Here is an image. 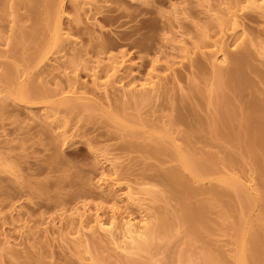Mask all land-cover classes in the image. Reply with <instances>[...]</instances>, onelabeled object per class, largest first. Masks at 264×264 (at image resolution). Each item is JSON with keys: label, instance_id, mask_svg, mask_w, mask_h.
I'll return each mask as SVG.
<instances>
[{"label": "rangeland", "instance_id": "rangeland-1", "mask_svg": "<svg viewBox=\"0 0 264 264\" xmlns=\"http://www.w3.org/2000/svg\"><path fill=\"white\" fill-rule=\"evenodd\" d=\"M47 1L0 0V244L8 240L20 253L0 250V264H96L92 255L102 258L101 264H148L143 252L132 255L141 263L127 261L125 253L118 254L100 234L86 233L91 237L87 246L80 247L77 240L82 210L107 208L127 186L147 187L160 195L158 201L145 197L151 222L164 226L155 263L202 264L203 257L211 256L203 264H237V220L241 229L248 222L245 228L264 234V54L259 50L264 44L263 8L250 5V0H65L63 22L71 33L53 46L47 43L55 15L47 13ZM228 10H239L237 35H242L220 60L223 66L218 63L220 73L212 54L221 37L233 39L231 30L219 27ZM23 33L29 38L23 39ZM42 53L46 57L39 62ZM116 57L125 58L128 65L113 79L117 84L111 82L110 105L88 110L92 101L84 100L86 108L83 102L81 109L71 111L66 106L50 108L60 98L47 95L55 86L66 87V78L77 72L79 84L91 91L93 66L101 59L103 74L108 60ZM8 67L20 71V82L17 72L16 82L5 78ZM237 67L242 73L230 75ZM148 70L160 77L152 100L142 104L123 97L118 80H139L150 74ZM28 80L45 96L25 104L7 95L8 89ZM99 93L96 98L103 97ZM55 112L56 118L47 121L45 114ZM179 117L183 120L176 122ZM166 127L169 136L162 137ZM147 132L154 139H146ZM174 144L210 165V172L198 178L183 168L173 155ZM111 158L121 188L115 192L108 190L109 181H99L101 173L109 171ZM172 170H179L180 177L171 182ZM223 176L245 184L251 180V198L256 199L251 210H242L243 197L221 180ZM184 206L206 209L202 219L191 223L194 227L179 218ZM249 243L247 263L264 264V243L263 254H254ZM179 250L186 259H179Z\"/></svg>", "mask_w": 264, "mask_h": 264}, {"label": "bare ground", "instance_id": "bare-ground-1", "mask_svg": "<svg viewBox=\"0 0 264 264\" xmlns=\"http://www.w3.org/2000/svg\"><path fill=\"white\" fill-rule=\"evenodd\" d=\"M67 1V0H66ZM65 0H48L47 1V13L50 15V17L54 16L55 15V18H54V24H53V34H52V38H50V43L48 42L47 44H51V45H55V44H58V42L60 40H63L65 35L66 37L68 36L69 37V30L65 29L64 27V20H63V17H64V13L65 10H64V4L66 2ZM79 1V0H78ZM86 1V0H85ZM90 1V0H89ZM21 2V1H19ZM84 2V1H83ZM88 2V0H87ZM80 4V3H79ZM87 4V3H85ZM90 4V2H89ZM88 4V5H89ZM56 8H55V6ZM250 5L254 6V7H258V8H263L264 10V0H250ZM248 4V6H250ZM74 6V4H73ZM238 6V5H237ZM77 7V6H76ZM239 7H241L239 5ZM55 8V10H54ZM234 8V7H233ZM244 8H247V6H242L240 9H244ZM253 8V7H251ZM239 11V10H238ZM236 10V12H227V17H223V18H227L226 20L222 18V22L220 19V24H219V27H224V30L226 29H229L231 30L230 32L232 33L231 35L233 36V39L232 40H228L226 42V39L228 38H222V40H218L220 42H217L214 43L216 46H218L217 43H219L220 45L218 46V49L215 50L212 54V58H213V63L214 64L213 66L218 67L217 68V71H220L221 73V69H219V66L222 65L220 64L219 62H222L220 60H223L225 59V56H226V53L228 52V48L229 47H233V45H235V43L240 39L241 35H237L239 33H237L240 29V23H239V20H238V12ZM261 11V10H260ZM263 14V12H261ZM240 16V15H239ZM218 19V18H217ZM79 20V19H78ZM52 21V20H51ZM52 24V23H51ZM242 24V22H241ZM50 26V25H49ZM226 28V29H225ZM239 28V29H238ZM222 30V28H221ZM224 30H222L223 32H225ZM229 30H226V31H229ZM71 31V30H70ZM221 31V32H222ZM242 32V31H241ZM240 32V33H241ZM244 32V31H243ZM25 33V32H24ZM23 33V34H24ZM229 33V32H228ZM44 34V33H43ZM227 34V33H226ZM244 34V33H243ZM23 36V39L24 37L28 36L29 38V35L26 33V35H22ZM45 36V35H44ZM224 36V35H223ZM229 36V35H228ZM72 37V36H70ZM22 38V37H21ZM25 38V39H26ZM75 40V39H74ZM20 41V40H19ZM22 41V40H21ZM48 41V40H47ZM182 41V40H181ZM18 42V41H17ZM178 43V42H177ZM263 43V42H262ZM260 43L261 45L259 46V48L261 47V49H259L263 54H264V44ZM44 44V43H43ZM183 44V43H182ZM50 45V47H51ZM47 46V45H46ZM181 46V45H180ZM196 46V45H195ZM181 48V47H180ZM185 48V49H183ZM182 49L185 51L186 50V47H182ZM188 49V48H187ZM182 50V52H183ZM49 51V50H48ZM46 52V51H45ZM44 52V54H45ZM186 52V51H185ZM189 52V51H188ZM187 52V54H188ZM191 52V51H190ZM189 52V53H190ZM260 52V53H261ZM229 53V52H228ZM259 53V54H260ZM25 53H23L24 55ZM211 54V53H210ZM185 55V54H184ZM191 55V53H190ZM189 55V56H190ZM61 56H64V55H61ZM261 56V54H260ZM43 57H46V55L44 56L43 53L42 55L39 57V62L40 61H43L41 58ZM59 57V56H58ZM210 57V56H209ZM231 57V56H230ZM236 57V56H235ZM238 57V56H237ZM62 58V57H61ZM121 58V59H120ZM119 59L116 57V58H113V59H109L108 61L109 64L106 66V69H104L101 73L103 74H100V66H101V59H99V61H97V63L95 64V66H93V69H92V75H93V87L92 89L93 90H86L85 88H83L85 85V83L82 85V84H79L80 83V79H78V75L75 73L74 76L71 78L68 74L69 77L66 78V83L67 85H65L66 87H62V88H59L60 86H63L60 84V86H55L56 90L54 91H51L50 94H47L49 96L52 97H60L59 99L57 100H54L53 102H51L50 104V108H55L57 109L56 107H59V106H66L70 111L71 110H74L75 108H79V105H82L84 104L83 108H86L85 107V102H83L84 100H91L92 103L90 105H86L88 109L89 107L93 109V107L96 109L95 106H101V107H105V103H108V105H110V88L111 86L114 87V84H117V80H113L116 78V76L122 71V69L125 68V66H127L128 64L127 63V60L125 58H122L120 57ZM234 58V57H233ZM98 60V59H97ZM238 60V58H235V61ZM238 62V61H237ZM236 62V63H237ZM239 62L241 64H244L246 61L243 59H239ZM238 62V63H239ZM61 63V62H60ZM104 63V62H103ZM107 63V62H106ZM220 65H219V64ZM72 65V64H71ZM239 65V64H238ZM103 66V65H102ZM170 67V65H168ZM172 66V65H171ZM223 66V65H222ZM72 67H74V65H72ZM130 67V66H129ZM169 67L167 69H169ZM77 68V67H76ZM171 68V67H170ZM68 69V68H66ZM75 69V68H74ZM127 69V67L125 68ZM65 70V69H64ZM91 70V69H90ZM28 71V70H27ZM25 71V72H27ZM149 71V70H148ZM215 71V70H214ZM15 72H20L18 71V69L16 68H10L8 67L7 68V76L5 77L6 79H10V78H15V82H16V77L19 76L18 78V81L17 82H20V73H15ZM29 72V71H28ZM27 72V73H28ZM68 72V71H67ZM65 72V73H67ZM69 73H70V70H69ZM125 73V72H124ZM131 73V72H130ZM150 73V71H149ZM216 73H219V72H216L215 71V74ZM224 73V70L223 72ZM242 73L241 71V68H234V70L232 72H230V75L232 74L233 75H237L239 76L240 74ZM17 74V76H16ZM22 74V73H21ZM25 73H23L22 75H24ZM29 74V73H28ZM71 74V73H70ZM79 74V73H78ZM6 75V74H5ZM27 75V74H26ZM25 75V76H26ZM148 76H145L144 78L142 77V79H140L139 76L137 80L135 77V81L134 78L132 79V81L130 82V80L128 81V83H122V80L119 79L118 81V84H120L119 86L122 88V96L123 97H128V98H131L132 99H136L140 102L145 103L146 101H151L150 98L153 97V93L154 95L157 94L155 93L157 90V87L160 86L159 83H158V80L157 79H160L159 77V74L157 73H150V74H146ZM225 75V74H224ZM16 76V77H15ZM61 76V75H60ZM134 76V75H133ZM219 76V75H218ZM231 76V77H232ZM24 77V76H22ZM28 77V76H27ZM66 77V76H65ZM129 77V76H128ZM130 77H132L130 75ZM13 78V79H14ZM51 78V77H50ZM118 78V77H117ZM221 78V76H220ZM25 79V78H24ZM91 79V78H90ZM111 79L113 81H111ZM131 79V78H130ZM217 79V78H216ZM65 80V79H64ZM80 80V81H79ZM59 81V80H58ZM162 81V80H161ZM218 81V79H217ZM60 82V81H59ZM111 82H113L114 84L112 85ZM19 83H17V87L15 88V90H11V89H8L7 92L9 94L7 95H10V97H12V99H14V101H18L20 103H31L33 102L34 99L36 98H40V97H44L45 96V93L40 91L39 88H37L35 85L31 84V82L28 81H25V82H21L19 85ZM44 84V83H43ZM47 85V84H46ZM247 85V84H246ZM241 86V85H240ZM116 88V87H115ZM3 91V90H2ZM0 91V92H2ZM100 92V93H99ZM158 92V91H157ZM220 92V91H219ZM100 94L101 93L103 94V97L102 98H96L95 95L97 94ZM2 94V93H1ZM4 94V93H3ZM4 94V95H6ZM99 96V95H98ZM214 96V95H213ZM1 97V96H0ZM156 97V96H155ZM4 99V97H3ZM131 99V100H132ZM223 99V98H222ZM51 101V100H50ZM145 101V102H144ZM229 101V100H228ZM83 102V103H82ZM148 102V103H149ZM82 103V104H81ZM130 103V102H129ZM261 103V102H260ZM139 104V103H138ZM47 105V104H46ZM3 106V105H2ZM103 107V108H104ZM254 107L257 109H259V105L257 104H254ZM66 108V109H67ZM54 109V110H55ZM81 109V108H79ZM101 109V108H100ZM53 110V111H54ZM76 110V109H75ZM89 110V109H88ZM51 111V110H50ZM94 111V110H93ZM58 112V111H57ZM52 113L51 115L50 114H45L47 117H46V120L47 118L50 120V118H56V113ZM104 112V111H103ZM221 112V111H220ZM111 113V112H110ZM233 113V112H232ZM263 113V112H262ZM55 114V115H54ZM107 115L109 114L108 111L106 113ZM105 114V115H106ZM223 114V113H222ZM258 114V113H257ZM141 115V114H140ZM110 116V115H109ZM108 117V116H107ZM111 117V116H110ZM114 117V116H113ZM139 117V115H138ZM136 118V117H135ZM114 119V118H112ZM225 119V118H224ZM254 119V118H253ZM138 120V119H137ZM145 120V118H144ZM183 119L182 118H177L176 122L178 121H182ZM48 121V120H47ZM142 121V120H141ZM174 121V120H173ZM185 121V120H184ZM52 122V121H51ZM146 122V121H145ZM144 122V124H145ZM171 122V121H170ZM51 124V123H49ZM249 124V123H248ZM123 126V124H121ZM128 124H126V127H129L127 126ZM255 125V123H254ZM170 127V126H169ZM169 129L168 127L166 128H163V133H162V137H168L169 136V132L170 130H167ZM129 130V129H128ZM128 130H125L128 132ZM131 133V129L129 131ZM148 133V132H147ZM129 134V133H128ZM133 134V133H132ZM149 134V133H148ZM135 135V134H134ZM172 136V135H171ZM144 137L145 134H144ZM160 137V139L162 138ZM149 138V139H154V137L152 136V134H149V136L147 135L146 139ZM171 142H173L171 139H173L172 137H169ZM157 139V138H156ZM155 139V140H156ZM165 139V138H163ZM162 140V139H161ZM163 141V140H162ZM173 146V145H172ZM173 147H176L173 151L175 152H172L174 153L173 155L174 156H177V160L180 161L181 165L183 166V168L187 169V171L189 170L193 175H196L197 177H201L203 175H201L202 173H209V167L210 165H205L206 163H201L199 162V160H195V158L192 156V155H189L190 153L187 152L188 154H185L183 152L180 151L179 147L174 146ZM151 151H154V150H151ZM193 153V152H192ZM103 156V155H102ZM98 158V157H97ZM106 158V157H105ZM109 158V157H108ZM3 160V158L1 159ZM0 160V162L2 163V161ZM107 160V159H106ZM212 160V159H211ZM111 163V167H109V171L106 173V172H102L101 174H103L102 178L99 180L101 181V184H103V182H107L109 181V189L108 190H111V191H119L121 188L120 186L118 185L119 183H117V181L115 180L114 178V175L117 173V168L114 164V162L112 161V158L110 159ZM104 167V165H103ZM179 171V170H178ZM177 170L174 171L172 170L169 179L170 181H176L178 180V178L180 177V173L178 172ZM209 171V172H207ZM182 174V173H181ZM118 175V174H117ZM117 175H116V178H117ZM205 175V174H204ZM198 177V178H199ZM247 178V177H246ZM222 181L226 182V183H229V185L231 184L233 187V190L237 193L238 197H243L242 199V210L244 211L245 209H250L251 207V204L254 205V202L256 203V199H254L255 201H253V199L251 197L254 198V196H252V192L250 190H252L251 188L254 187V185L250 184L249 182H251V180H249V182L246 181V183L248 184H245V183H240L239 179L238 178H234V177H231V176H223ZM98 181V182H99ZM169 181V180H168ZM106 184V183H105ZM145 184V183H144ZM186 185V183H185ZM188 186V185H187ZM186 186V187H187ZM127 191L125 192H122L121 194H117V197H115L114 199L112 198V203H110L109 206L106 207H103V206H96L93 210L92 209H88V208H84V210H82V212L79 214V224H80V227L78 226V236H79V239H77L80 243V247H81V244H84L87 246V244L90 242L89 240L91 239L88 238L86 236V233H90V235L94 236H99L102 235V236H105L110 242V245L112 244L114 246V249L115 251L117 250V253L118 254H121V253H125V256L126 257L125 259H129V261H132V262H135V263H141V261L143 260H135L134 256L132 255H136V254H140V252H143L145 254L148 255V258L149 260H147V263L148 264H169V260L166 262L163 260L162 263L158 262V263H155V261H153V254H154V251L158 250V239L159 237L161 238L162 236V231L164 229V226H157L155 224H153L151 222V214H150V210H149V207H148V204L146 203V195L147 196H150L152 197V199L154 200H157L160 198V195L154 190V189H150V188H141V189H133L132 187L130 186H127ZM189 187V186H188ZM8 188V187H7ZM5 188L7 191L9 190V188L7 189ZM152 188V187H151ZM4 189V190H5ZM190 189V188H188ZM258 190V189H257ZM189 191V190H188ZM195 191L191 190L189 191V194L192 195L194 194ZM9 195V194H8ZM122 195V196H121ZM236 195V196H237ZM109 200V199H108ZM121 200V201H120ZM153 200V201H154ZM124 203V205H121L120 202ZM251 201V202H250ZM149 202V201H148ZM152 202V201H150ZM156 202V201H154ZM153 202V203H154ZM244 202V203H243ZM122 203V204H123ZM250 203V205H248ZM150 204V203H149ZM183 204V203H182ZM192 204V203H191ZM240 204V203H239ZM240 204V205H241ZM97 205V204H96ZM238 205V206H240ZM155 206V204H154ZM197 206V205H196ZM250 206V207H249ZM201 207V206H200ZM200 207H194V206H184L183 207V210H182V213L181 217L179 218H182L188 222L193 223L195 221L198 222V220L202 219L204 217V209L205 208H200ZM204 207V206H203ZM247 209V210H248ZM206 210V209H205ZM247 210H245L244 212H246ZM248 213V212H247ZM246 213V215H247ZM243 214V213H242ZM261 215V214H260ZM263 215V214H262ZM178 218V219H179ZM183 220V221H184ZM239 220H241L242 223H244L245 221H247L246 219L242 220V215H241V219L239 218ZM198 224V223H197ZM196 224V225H197ZM201 224V223H199ZM235 224V222H234ZM240 222H238L237 220V226L235 225V227H238V228H235V231L237 230V232L239 231V234L238 235V247H237V251L235 252V262H237V264H248L247 263V256L248 253L247 252V249H246V243L250 242L249 244H251V249L253 248L252 252H254V254L256 253H259V254H263V252L261 253V247L263 246V243H264V234L262 235L261 231H258V230H253V228H245V224H242L244 227L243 229H241V226H240ZM247 224H249L247 222ZM246 224V225H247ZM159 225V224H158ZM192 225V224H191ZM194 225V224H193ZM192 225V226H193ZM250 226V225H248ZM194 227V226H193ZM234 227V226H233ZM251 227V226H250ZM198 229V228H196ZM234 229V228H233ZM240 229V230H239ZM195 230V228H194ZM199 230V229H198ZM263 231V230H262ZM264 233V232H263ZM74 234V233H73ZM196 234V233H195ZM236 234V233H235ZM75 236V235H74ZM100 236V237H102ZM165 236V235H164ZM198 237V236H197ZM196 237V238H197ZM96 238V237H95ZM103 238V237H102ZM105 238V239H106ZM6 239V238H5ZM8 239V238H7ZM93 239V238H92ZM193 240V239H192ZM77 241V242H78ZM92 241V240H91ZM103 242V241H102ZM237 242V241H236ZM2 243V242H0ZM87 243V244H86ZM94 243V242H91V244ZM99 243V242H98ZM194 243V242H193ZM192 243V244H193ZM10 242L8 240L4 241L3 244H0V250L1 252L3 253V251H7V253H11L10 255H14V256H19V252L16 250L15 247H11V245H9ZM97 244V243H96ZM189 244V242H188ZM191 244V245H192ZM15 245V244H14ZM189 246V245H188ZM78 248V247H77ZM83 248V247H82ZM113 248V247H112ZM167 248V247H166ZM186 248V247H185ZM193 248V247H192ZM80 249V248H79ZM91 249V248H90ZM83 250V249H82ZM93 250V249H92ZM246 250V251H245ZM180 251V250H179ZM186 251V250H185ZM251 251V250H250ZM264 251V249H263ZM80 252V251H79ZM82 252V251H81ZM85 252H88L85 251ZM90 252V250H89ZM95 252V251H93ZM181 252V251H180ZM6 253V252H5ZM182 254L180 256L179 259H186V255L181 252ZM93 254V253H92ZM95 254V253H94ZM128 258H127V256ZM204 254V253H203ZM96 255V254H95ZM193 255V254H192ZM191 255V258H193ZM250 255V254H249ZM82 256V255H81ZM94 255H92V259L94 261H96L95 263L97 264H101V261L99 256L97 257V255L95 257H93ZM130 256V257H129ZM189 256V255H188ZM194 256V255H193ZM207 256V255H206ZM102 257V256H101ZM134 257V258H133ZM211 257V256H209ZM209 257L207 256V260L204 259L203 257V262L202 260L201 263H208L209 262ZM251 257V256H250ZM263 257V255H262ZM2 258V257H1ZM15 258V257H14ZM195 258V256H194ZM259 259V257H256ZM263 259V258H262ZM2 260V259H1ZM213 259L211 258L210 261H212ZM39 261V260H38ZM93 261V262H94ZM189 261V260H187ZM208 261V262H207ZM216 261V260H215ZM249 261V260H248ZM36 262V261H35ZM131 262V263H132ZM198 262V263H197ZM197 262L194 261V263H197L199 264V261L197 260ZM2 263V262H1ZM38 263V262H36ZM186 263V262H185ZM193 263V264H194ZM30 264V263H29ZM145 264V263H144ZM181 264V262H180ZM183 264V263H182Z\"/></svg>", "mask_w": 264, "mask_h": 264}]
</instances>
